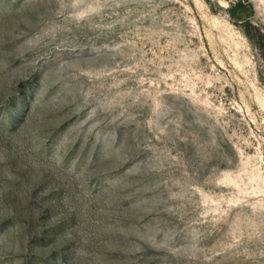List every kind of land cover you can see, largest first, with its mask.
Here are the masks:
<instances>
[{
  "label": "rangeland",
  "instance_id": "obj_1",
  "mask_svg": "<svg viewBox=\"0 0 264 264\" xmlns=\"http://www.w3.org/2000/svg\"><path fill=\"white\" fill-rule=\"evenodd\" d=\"M0 264H264V0H0Z\"/></svg>",
  "mask_w": 264,
  "mask_h": 264
},
{
  "label": "trees",
  "instance_id": "obj_2",
  "mask_svg": "<svg viewBox=\"0 0 264 264\" xmlns=\"http://www.w3.org/2000/svg\"><path fill=\"white\" fill-rule=\"evenodd\" d=\"M241 9V8H240Z\"/></svg>",
  "mask_w": 264,
  "mask_h": 264
}]
</instances>
